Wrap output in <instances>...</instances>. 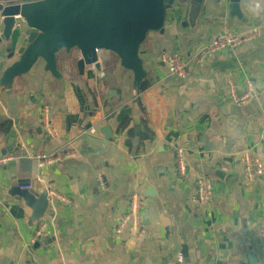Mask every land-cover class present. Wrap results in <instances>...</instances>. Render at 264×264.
<instances>
[{"label": "crops", "instance_id": "1", "mask_svg": "<svg viewBox=\"0 0 264 264\" xmlns=\"http://www.w3.org/2000/svg\"><path fill=\"white\" fill-rule=\"evenodd\" d=\"M262 20L264 0H174L163 34L149 33L139 50L148 75L139 89L108 51L98 52L104 77H80L75 49L58 53V78L38 61L0 86V153L13 157L0 166V264H247V249L264 264V166L247 181L239 154L264 163V30L202 65L190 60L213 38ZM14 38L0 47V76L25 44ZM162 49L189 61L184 79L168 74ZM247 82L253 97L238 107L230 85L242 94ZM37 154L59 159L38 168ZM199 176L213 183L207 205L193 201ZM12 183L30 184L48 213L32 221L8 193ZM134 193L139 231L116 234Z\"/></svg>", "mask_w": 264, "mask_h": 264}, {"label": "water", "instance_id": "2", "mask_svg": "<svg viewBox=\"0 0 264 264\" xmlns=\"http://www.w3.org/2000/svg\"><path fill=\"white\" fill-rule=\"evenodd\" d=\"M173 1L0 0V47L4 44L8 51L18 41L15 35L26 40L17 58L0 76V86L11 85L38 61H43L44 70L58 78V53L75 49L80 77L88 72L104 77L98 52L108 51L119 59L122 69L131 72L133 85L139 89L142 81L148 79L139 50L149 33L163 34L167 8ZM190 1L200 4L203 0ZM100 130L106 138L110 137L109 126ZM25 185L28 184L12 183L8 193L31 209V220L35 221L48 213L46 198L23 189ZM151 190L148 188V192ZM245 254L247 264H262L251 249Z\"/></svg>", "mask_w": 264, "mask_h": 264}, {"label": "built area", "instance_id": "3", "mask_svg": "<svg viewBox=\"0 0 264 264\" xmlns=\"http://www.w3.org/2000/svg\"><path fill=\"white\" fill-rule=\"evenodd\" d=\"M264 30V20L260 21L254 27L243 31L242 33H230L218 36L213 38L208 44L199 49L195 54H193L190 60L194 61L198 65H202L207 56L211 54L220 53L221 51L227 49H233L244 42H247L254 37L258 36L261 31ZM159 61L164 65L167 72L171 76H175L180 79L186 77V69L189 61H186L181 53L179 52H170L166 49H162L158 53ZM89 69H92L90 67ZM230 96L232 101L236 106L245 105L253 97L252 85L250 82H247V89L242 94H238L234 86L230 85ZM90 134L95 135L98 132L96 127H90L87 129ZM175 157L177 163V174L180 178H183L186 175V163L184 151L182 148H176ZM240 154V160L243 163L245 176L247 181H251L255 178L256 175H259L263 172L264 163L260 161L257 157L250 155L248 151H244ZM36 167H41L43 162H53L59 159L58 155H42L37 154L35 156L31 155ZM13 159L10 155H3L0 153V166H6ZM196 195L193 201L196 204L207 205L210 203L213 195V183L207 176H199L196 179ZM23 189H30V184L22 186ZM140 200L138 194H132L129 197L128 208L121 216L115 232L116 234H121L127 227L135 231H139L140 224V214H139ZM42 233L41 225L35 230L34 237L31 242H34V239L39 237ZM261 237L264 239V227L261 230Z\"/></svg>", "mask_w": 264, "mask_h": 264}, {"label": "rangeland", "instance_id": "4", "mask_svg": "<svg viewBox=\"0 0 264 264\" xmlns=\"http://www.w3.org/2000/svg\"><path fill=\"white\" fill-rule=\"evenodd\" d=\"M105 52V51H104ZM83 78V77H82Z\"/></svg>", "mask_w": 264, "mask_h": 264}]
</instances>
